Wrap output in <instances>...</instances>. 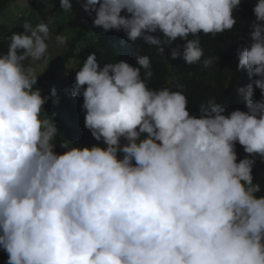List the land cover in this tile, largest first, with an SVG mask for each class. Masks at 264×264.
I'll list each match as a JSON object with an SVG mask.
<instances>
[{"label":"clouds","instance_id":"9594fccd","mask_svg":"<svg viewBox=\"0 0 264 264\" xmlns=\"http://www.w3.org/2000/svg\"><path fill=\"white\" fill-rule=\"evenodd\" d=\"M9 2L0 264H264V0Z\"/></svg>","mask_w":264,"mask_h":264},{"label":"trees","instance_id":"16d2710c","mask_svg":"<svg viewBox=\"0 0 264 264\" xmlns=\"http://www.w3.org/2000/svg\"><path fill=\"white\" fill-rule=\"evenodd\" d=\"M10 0H0V12H2L10 3ZM59 18H56L55 21H58ZM65 19V18H63ZM88 20V17L85 16L83 21ZM18 22H15L11 25V28H14ZM7 30H4L0 32V48L2 47L1 39L4 37V34H6ZM4 46H7V43L4 42ZM110 49V47H108ZM132 50H139L140 47L137 45L131 46ZM160 68L171 70L177 73V79L178 81L184 79L189 85H191L194 88L200 89V90H209L212 87L215 86V80L208 74V72L201 67H189L184 65L178 58L172 59L169 56H166V58H161L159 61ZM160 79H158L159 81ZM206 94L204 92H200L196 95L197 100L205 99ZM237 156L240 155V158H243L247 154L243 151L242 146L237 144ZM255 164L252 169V174L263 171V167L260 166L262 161L259 157L255 158Z\"/></svg>","mask_w":264,"mask_h":264},{"label":"rangeland","instance_id":"374dc122","mask_svg":"<svg viewBox=\"0 0 264 264\" xmlns=\"http://www.w3.org/2000/svg\"><path fill=\"white\" fill-rule=\"evenodd\" d=\"M26 2H27V0H18L17 3L20 4V6L24 7L25 9H27L26 13H29L31 11V8H29L28 3H26ZM12 9L16 10L15 8H12ZM56 15L58 16V18L67 17L68 16L67 12H64L61 8L58 9V12L56 13ZM10 26H11L10 19H8V18H0V29L2 27H4V28H7L8 31H10L11 30ZM4 50H6V49H4ZM260 187L262 188V187H264V185L260 184ZM255 195L261 196V195H264V193L258 192Z\"/></svg>","mask_w":264,"mask_h":264}]
</instances>
